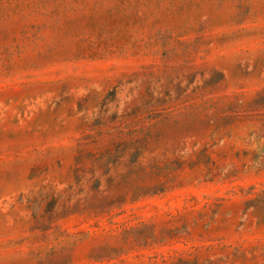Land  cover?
I'll return each instance as SVG.
<instances>
[{
	"label": "rangeland",
	"instance_id": "obj_1",
	"mask_svg": "<svg viewBox=\"0 0 264 264\" xmlns=\"http://www.w3.org/2000/svg\"><path fill=\"white\" fill-rule=\"evenodd\" d=\"M0 264H264V0H0Z\"/></svg>",
	"mask_w": 264,
	"mask_h": 264
}]
</instances>
